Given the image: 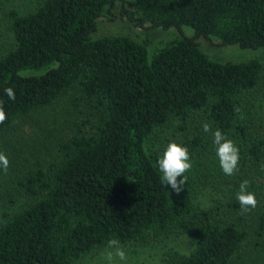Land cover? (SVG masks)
Instances as JSON below:
<instances>
[{"label": "trees", "instance_id": "trees-1", "mask_svg": "<svg viewBox=\"0 0 264 264\" xmlns=\"http://www.w3.org/2000/svg\"><path fill=\"white\" fill-rule=\"evenodd\" d=\"M116 1L38 0L26 13L5 12L12 41L0 50L7 115L0 136L62 97L83 103L86 113L81 118L75 107L53 157L21 181L25 201L0 211V264H78L109 240L159 244L189 230L193 248L166 253V264H234L252 233L248 248L264 261V123L259 128L250 120L255 98L264 102V62L217 61L197 41L264 48V0L124 5L122 15L139 26L193 29L155 51L124 35L94 38ZM196 119L240 145L235 176L256 193L254 209L242 212L236 197L225 196L230 209L220 216L217 202L206 207L192 193L195 204L190 194L161 183L154 143L169 125L192 161L206 156L209 141Z\"/></svg>", "mask_w": 264, "mask_h": 264}, {"label": "rangeland", "instance_id": "rangeland-1", "mask_svg": "<svg viewBox=\"0 0 264 264\" xmlns=\"http://www.w3.org/2000/svg\"><path fill=\"white\" fill-rule=\"evenodd\" d=\"M36 5H38V0H0L1 51L8 48L10 41H12L11 33L6 30L7 26L5 23L8 16L5 12L16 8L20 12L26 13L30 9L33 10ZM124 5L134 9L135 0H117L114 6L110 7L105 15L100 18L98 29L93 35L94 38L105 35H124L144 43L151 51H155L183 34L194 35L193 29L190 27H184L183 31H181L177 28H155L151 26V23L139 26L122 15V7ZM197 41L200 48L217 61L240 62L260 58L264 62V48L245 49L238 45L223 46L220 40L215 37L211 39L198 37ZM75 107H81L76 112L84 119L86 113L84 104L67 97H62L53 105L39 110L33 116L20 119L17 126L0 136V152L6 154L10 161L6 173L0 170V211L6 208L7 204L15 205L25 201L26 196L21 181L24 180L29 170L36 169L39 163L53 157V154L56 152V143L54 141L60 137L63 128L66 126L65 119L71 118L75 114L73 111ZM251 112L253 114L250 120L255 123V126L261 128V124L264 123V102H260L259 97L255 98ZM195 121L200 122L202 125L204 123L200 119H196ZM191 127L193 129L196 128L194 124ZM210 128V132H205L202 127L204 131L203 137L209 141L207 154L202 158L203 161L201 162L191 160L192 168L184 174L187 177V182L183 186V192L190 194L195 204H198L199 198L207 203L206 207L217 202L218 207L214 209L218 215L224 216L230 207L226 204L228 200L223 199V197L230 195V199L236 197L240 184L243 181H240L235 176L240 171V168L232 176H226L223 173L219 158L216 155L217 146L214 144L213 137V133L217 128L211 125ZM227 138L232 139L239 150L241 149L238 142L232 137L227 136ZM170 142H177V129L173 125H169L162 136L155 140L154 150L158 153V158L162 157ZM242 157V151L240 150L241 162ZM178 179H183V177H178ZM203 191H206L209 196H202ZM192 193L199 194L198 199ZM7 197H10L15 202L9 203ZM210 198L212 199L210 200ZM252 223L253 220L250 218V224ZM252 238L253 233L248 237L249 244L247 243L244 246V249L236 257L237 259H235L234 264H259L260 262L264 264V261L260 260L259 253L254 249L248 248L252 245V242H250ZM194 239L193 230H189L173 234L164 243L119 245L126 252L127 264H166L164 262L166 253L172 251L190 252L193 248ZM106 250L114 251V249H108V246L96 249L79 260L78 264H107L103 256ZM118 264H123V262H118Z\"/></svg>", "mask_w": 264, "mask_h": 264}, {"label": "clouds", "instance_id": "clouds-1", "mask_svg": "<svg viewBox=\"0 0 264 264\" xmlns=\"http://www.w3.org/2000/svg\"><path fill=\"white\" fill-rule=\"evenodd\" d=\"M5 92L9 99L15 100V92L12 88L5 89ZM7 119L6 111L4 108V102L0 101V124L4 123ZM205 132H210V125L205 123L203 125ZM214 144L216 147V155L219 158L220 167L226 176H232L238 170L240 161V150L236 146L232 139L217 129L213 133ZM158 168L163 174L161 177V183L166 187L170 186L177 194L183 191V186L187 182V177L184 175L192 168L189 149L176 142H170L161 158L158 159ZM10 161L6 154L0 152V170L7 172ZM183 179H178V177ZM250 186L248 180L241 182L239 190L236 194V198L241 206L242 212H248L250 209H254L257 206V198L255 193L249 192L247 189ZM108 249H114V251L106 250L103 256L107 264H118L123 262L127 264V255L124 249L119 245L117 240H109Z\"/></svg>", "mask_w": 264, "mask_h": 264}]
</instances>
